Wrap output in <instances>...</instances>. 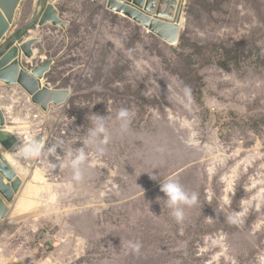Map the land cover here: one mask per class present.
Listing matches in <instances>:
<instances>
[{
    "label": "rangeland",
    "instance_id": "rangeland-1",
    "mask_svg": "<svg viewBox=\"0 0 264 264\" xmlns=\"http://www.w3.org/2000/svg\"><path fill=\"white\" fill-rule=\"evenodd\" d=\"M45 1L22 0L8 39ZM50 3L62 26L34 27L16 62L69 95L45 106L0 81L11 156L19 137L83 147L93 113L108 115L110 138L103 155L86 149L79 184L58 166L62 148L14 159L24 184L0 220V264H264V0H182L174 44L108 0ZM168 178L198 195L179 223L160 190Z\"/></svg>",
    "mask_w": 264,
    "mask_h": 264
},
{
    "label": "water",
    "instance_id": "water-1",
    "mask_svg": "<svg viewBox=\"0 0 264 264\" xmlns=\"http://www.w3.org/2000/svg\"><path fill=\"white\" fill-rule=\"evenodd\" d=\"M109 7L116 9L118 12L124 14H134L140 19H144L142 25H145L149 30L161 38L164 39L163 28H167L163 22H167L169 19H175L177 15V8L179 2L177 0H108ZM22 0H0V81H4L8 84L20 83L32 93L38 92L37 100H42V96L46 98L44 103L47 106L51 102H59L67 100V91L53 90L42 91L40 80L44 77V71L46 69H38L34 71L32 77L21 66V63L16 62L20 58V54L24 51H20L17 48L18 43H23L27 33L37 25H42V20L48 11L51 3L50 0L44 2L42 10L33 17L23 28L19 30L12 38L8 39L14 22L16 20V14L20 8ZM143 10V12L141 10ZM54 7L52 6V11ZM57 12V11H55ZM54 13V12H53ZM155 28H161L156 30ZM173 29V28H172ZM174 31L176 29L174 28ZM163 33V34H162ZM26 46V48H25ZM24 49L27 50L26 44ZM11 54L12 63L8 66H1L2 61ZM32 57V54H29ZM20 61V60H19ZM22 68V69H21ZM5 117L1 116L0 119V143L8 150H4L0 147V220H5L9 216L10 205L15 201L16 196L20 193L24 184L23 179L19 176L14 166V159L11 156V151L14 148V142L11 140L10 134L6 128Z\"/></svg>",
    "mask_w": 264,
    "mask_h": 264
},
{
    "label": "clouds",
    "instance_id": "clouds-1",
    "mask_svg": "<svg viewBox=\"0 0 264 264\" xmlns=\"http://www.w3.org/2000/svg\"><path fill=\"white\" fill-rule=\"evenodd\" d=\"M115 120L119 124L121 133H126L129 130L131 122V113L126 108H121L117 111ZM90 127H88L87 134L85 135L83 147L77 149H64L62 142L51 144L50 147L41 139H23L21 137V143L16 145L13 152V159L30 164L38 161L44 157L57 156V149L62 148L65 155L59 160L60 168H67L71 170V180L79 184L84 178V170L86 161L88 160V152L86 149L94 150L98 155H103L106 152V145L110 138L109 131V117L101 116L93 113L90 118ZM152 178L157 179L155 175ZM160 190L165 194L163 200L168 209H170V215L175 219L176 222H182L185 219V206L193 207L198 202V195L195 192H189L185 187L176 179L168 178L161 181ZM160 199V198H158ZM230 223L237 222L235 214L227 217ZM126 249L139 252L141 244L136 241L129 240Z\"/></svg>",
    "mask_w": 264,
    "mask_h": 264
},
{
    "label": "bare ground",
    "instance_id": "bare-ground-1",
    "mask_svg": "<svg viewBox=\"0 0 264 264\" xmlns=\"http://www.w3.org/2000/svg\"><path fill=\"white\" fill-rule=\"evenodd\" d=\"M181 1L182 0H177V2H179V6L177 8V12H179V10H180ZM52 6L53 5L51 4L50 7H49V9H48V11L46 12V14H45V16H44V18L42 20V25H46L48 23H52V24H55L56 26H60V25L62 26V23L61 22H58V21H56V19H54V15H53V11H52ZM121 15H124V16H126V17L134 20L135 22L141 24V25L144 22V19L143 18L140 19L138 16H136L134 14H127L126 15V14L122 13ZM163 23L165 24V26H168L167 28H163V29H166V30H163V32L165 33L164 34V39H166L170 44H174L177 41V39H178V36L176 34V31H174V28L176 30H179V28H180V18H178V20L177 19H169L167 22H163ZM155 29L156 30H159L161 28H155ZM21 44H22V42L21 43H18L17 44V48L20 51H24L23 47L25 46L26 43L25 44L23 43V45H21ZM25 48H26V46H25ZM11 54L12 53L8 54V56L2 61L1 66H4V65L8 66V65H10L12 63ZM32 57H34V53L32 54ZM33 75H34V73H33ZM50 88H51L50 85H45V86H42V89L41 90L42 91H45V90L46 91L47 90L50 91L51 90ZM38 92H40V90H38ZM66 95H67V98H68L69 93L67 92ZM13 203H12V205H13Z\"/></svg>",
    "mask_w": 264,
    "mask_h": 264
}]
</instances>
